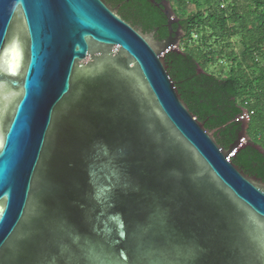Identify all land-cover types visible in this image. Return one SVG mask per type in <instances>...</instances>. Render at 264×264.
I'll return each mask as SVG.
<instances>
[{"label": "water", "instance_id": "water-1", "mask_svg": "<svg viewBox=\"0 0 264 264\" xmlns=\"http://www.w3.org/2000/svg\"><path fill=\"white\" fill-rule=\"evenodd\" d=\"M149 1L161 39L121 3L0 0V264H264V178L231 160L264 150L246 110L224 148L188 109Z\"/></svg>", "mask_w": 264, "mask_h": 264}, {"label": "trees", "instance_id": "trees-1", "mask_svg": "<svg viewBox=\"0 0 264 264\" xmlns=\"http://www.w3.org/2000/svg\"><path fill=\"white\" fill-rule=\"evenodd\" d=\"M106 1L114 5L122 0ZM168 1L184 32L181 52L164 56L181 99L204 127L216 129L214 137L224 148L236 139L238 118L248 111L249 140L264 150V0ZM187 3L194 9L188 11ZM118 13L143 31L157 27L156 38L168 34L163 27L166 18L148 0L125 1ZM215 64L227 69H209ZM231 160L244 173L264 178V152L253 145L240 149Z\"/></svg>", "mask_w": 264, "mask_h": 264}, {"label": "flooded vegetation", "instance_id": "flooded-vegetation-1", "mask_svg": "<svg viewBox=\"0 0 264 264\" xmlns=\"http://www.w3.org/2000/svg\"><path fill=\"white\" fill-rule=\"evenodd\" d=\"M106 1V0H105ZM125 1H128V0H122L121 2H118L117 4H111V3H108L109 5H111L112 7H116V6H118V4H122L123 2H125ZM149 1V0H148ZM156 3H159V1H156V0H154ZM107 2V1H106ZM150 3H152L151 1H149ZM152 4H154V3H152ZM155 5V4H154ZM121 6V5H120ZM156 7H158L160 10H161V7L160 6H157V5H155ZM119 9V8H118ZM133 9H136V11H138L139 10V7H137V6H135V8H133ZM162 12V11H161ZM164 15V14H163ZM164 17H165V15H164ZM178 23L180 24V19H179V21H178ZM134 26H136V27H138V28H140L141 30H142V28L138 25V24H133ZM173 25H175L176 26V28H177V23H174ZM172 25V26H173ZM163 27H165V28H167L166 27V23L165 24H163ZM173 28V27H172ZM175 28V29H176ZM174 29V30H175ZM167 30H168V28H167ZM143 31V30H142ZM144 32H148V31H144ZM183 35H184V32H183ZM183 37V36H182ZM181 37V38H182Z\"/></svg>", "mask_w": 264, "mask_h": 264}, {"label": "rangeland", "instance_id": "rangeland-1", "mask_svg": "<svg viewBox=\"0 0 264 264\" xmlns=\"http://www.w3.org/2000/svg\"><path fill=\"white\" fill-rule=\"evenodd\" d=\"M186 9H187L188 11L194 9L193 4H191V3H187V7H186ZM222 68L226 70V69H227V66L224 65V66H222V67L220 68V66H219L218 64H215V65H212V66L209 67V69H211V70H216V72L220 71V69H222Z\"/></svg>", "mask_w": 264, "mask_h": 264}, {"label": "built area", "instance_id": "built-area-1", "mask_svg": "<svg viewBox=\"0 0 264 264\" xmlns=\"http://www.w3.org/2000/svg\"><path fill=\"white\" fill-rule=\"evenodd\" d=\"M246 114H247V117L249 118V113H248V111H246Z\"/></svg>", "mask_w": 264, "mask_h": 264}]
</instances>
